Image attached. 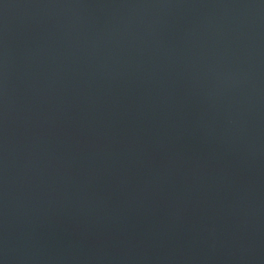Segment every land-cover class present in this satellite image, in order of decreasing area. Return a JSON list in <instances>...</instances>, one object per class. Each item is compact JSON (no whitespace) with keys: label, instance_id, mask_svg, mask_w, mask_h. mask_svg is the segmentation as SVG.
<instances>
[{"label":"water","instance_id":"obj_1","mask_svg":"<svg viewBox=\"0 0 264 264\" xmlns=\"http://www.w3.org/2000/svg\"><path fill=\"white\" fill-rule=\"evenodd\" d=\"M0 264H264V0H0Z\"/></svg>","mask_w":264,"mask_h":264}]
</instances>
